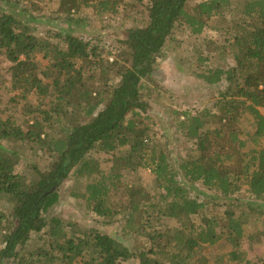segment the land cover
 <instances>
[{
	"label": "trees",
	"instance_id": "16d2710c",
	"mask_svg": "<svg viewBox=\"0 0 264 264\" xmlns=\"http://www.w3.org/2000/svg\"><path fill=\"white\" fill-rule=\"evenodd\" d=\"M118 3L103 0L98 5L107 12ZM58 5L66 18L89 6L87 0H58ZM146 13L141 23L124 31L110 62L103 47L81 36L64 32L44 39L20 13L0 9V70H6L11 89L25 102L20 115L28 113L29 97L39 101L25 127L11 117L0 118V202L8 204V215L0 205V264H123L131 259H141L138 264H197L196 248L223 239L238 248L244 239L251 207L241 209L238 217L227 209L222 228L203 217L195 227L190 220L205 213L208 201L193 196L190 188L201 184L211 202L228 200L241 190L264 202V116L259 112L264 108V0H148ZM180 28L188 30V40L175 38ZM205 30L222 37L220 44H212L214 52L231 55L234 65L227 71L201 67L196 74L210 86L227 82L218 114H173L177 131L193 144L175 168L144 123L149 103L143 91L155 85L151 82L171 48H183ZM38 55L47 61L42 70ZM199 62L206 61L200 57ZM242 118L252 124L253 146L239 138L236 123ZM10 145L38 149L49 163L43 171L33 166V175L25 178L17 173L19 152ZM94 154L108 155L109 173L92 159ZM137 170L153 177V195L132 187L120 190L124 173ZM70 177L88 180L74 198L110 222L126 212L124 232L132 223L139 225L155 247L134 255L109 236L96 230L83 233L76 224L48 214ZM163 218L179 227L155 230L153 222ZM35 235L47 238L49 247L26 253ZM229 256L251 264L242 252Z\"/></svg>",
	"mask_w": 264,
	"mask_h": 264
},
{
	"label": "rangeland",
	"instance_id": "374dc122",
	"mask_svg": "<svg viewBox=\"0 0 264 264\" xmlns=\"http://www.w3.org/2000/svg\"><path fill=\"white\" fill-rule=\"evenodd\" d=\"M99 1L103 0H87L89 6L80 8L78 12H73L70 18L59 14L58 0H0V9L20 13L28 21L29 26L33 27L38 37L52 39L54 34H64V32L81 36L85 41L103 47L104 58L111 62L119 50V41L123 40L124 31L141 23L147 14L148 0H119L115 10L110 9L107 12H103V9L99 7ZM37 16L40 19H35ZM188 37V30L180 28L175 32V38L178 41L188 40ZM222 40V37L220 38L216 32L205 30L199 37L186 42L183 48L178 49L174 46L159 64L155 82H151L155 85L148 84L146 90L143 91L146 92L149 103L148 111L144 115L148 119H145L144 123L152 129L155 146L161 147L163 152L174 162L172 164L175 168L183 158L190 154L193 144L187 142L183 135L177 131L173 114L181 111H192L193 113L208 110L212 115H216V113L218 114L217 103L221 99L220 94L227 91L228 84L224 79L218 84L210 86L196 78V74L201 72V67H210L213 70L221 68L224 71L233 67L231 55L221 54L222 56H219L214 52L212 44H220ZM200 57L206 62L200 63ZM35 61L39 64L40 70L47 64L41 55H38ZM20 96V92L11 89V80L6 70H0V118L11 117L25 127L24 123L35 116L33 108L39 104V101L36 97H29L30 109L28 113L20 115L19 110L25 105ZM259 112L264 116V108L259 109ZM236 127L240 132L239 138L249 146H253L249 135L252 132L251 122L247 118H242L236 123ZM11 147L19 152L17 173L25 178L33 175V166L43 171L49 163V159L42 156L38 149ZM91 157L100 163L103 172H110L112 163L108 155L94 154ZM87 182V179L75 177L67 179L58 189L57 204L50 209L48 214L59 216L66 223L76 224L83 233L96 230L102 235L109 236L122 243L134 255L147 254L150 248L155 247V243L146 237L145 232L139 230V225L132 223L126 233L124 232L123 229L127 221L126 212L123 211L110 222L109 219L96 216L84 201L74 198V194L84 192ZM121 182L120 190L132 187L150 195L155 192L153 177L147 170H137L134 174L124 173ZM190 190L193 196L200 195V201H208L205 213L202 216L191 218L190 222L195 227L200 225L203 217L215 220L222 228L227 222L225 215L227 209L233 208L234 217L240 215L241 209L245 210L247 207L253 209L250 221L246 222L244 226V239H240L238 248H233L225 239L213 247L200 246L196 248L197 264L204 261L205 264H241L230 259L229 255L235 250L238 253L242 252L244 259L251 264H264V202L260 203L250 199L244 190L221 202H211L209 200L211 193L203 194L208 192L199 183L194 184ZM123 196L125 197V195ZM110 201L115 203L116 197L111 198ZM0 205L1 210L8 215V204L0 202ZM146 219L147 216H144L142 223H146ZM152 225L155 230L159 231L179 227L177 221L167 218L155 220ZM42 236H32L25 252L36 253L47 249L49 247L48 240ZM140 260L131 259L123 264H138Z\"/></svg>",
	"mask_w": 264,
	"mask_h": 264
}]
</instances>
